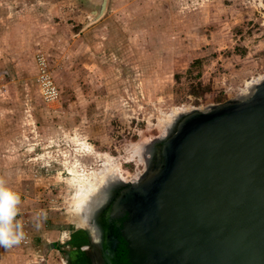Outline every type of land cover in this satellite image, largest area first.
Segmentation results:
<instances>
[{
  "label": "rangeland",
  "instance_id": "rangeland-1",
  "mask_svg": "<svg viewBox=\"0 0 264 264\" xmlns=\"http://www.w3.org/2000/svg\"><path fill=\"white\" fill-rule=\"evenodd\" d=\"M92 20L74 0H0V185L20 197L0 264H96L80 181L107 157L125 181L142 176L173 110L234 100L264 72V0H108Z\"/></svg>",
  "mask_w": 264,
  "mask_h": 264
},
{
  "label": "water",
  "instance_id": "water-1",
  "mask_svg": "<svg viewBox=\"0 0 264 264\" xmlns=\"http://www.w3.org/2000/svg\"><path fill=\"white\" fill-rule=\"evenodd\" d=\"M74 1L91 22L108 3ZM152 148L136 182L105 193L112 215L128 214V263L264 264V81L243 100L181 114Z\"/></svg>",
  "mask_w": 264,
  "mask_h": 264
},
{
  "label": "bare ground",
  "instance_id": "bare-ground-1",
  "mask_svg": "<svg viewBox=\"0 0 264 264\" xmlns=\"http://www.w3.org/2000/svg\"><path fill=\"white\" fill-rule=\"evenodd\" d=\"M263 81L264 72L246 82L244 88L235 99H245L252 93L253 89ZM187 112L190 111L178 109L173 110L167 118L165 130L168 131L170 127L174 125L178 117ZM85 148H88V150L91 149L88 145H86ZM92 154L94 155L96 152L93 150ZM107 158L105 160L106 163L104 165V169H102L99 173L95 172L91 177L80 181L74 203L76 207L74 211L75 221L76 225L79 227L91 226V221H93L91 218L98 212L99 208L108 201L105 194L107 189L116 184H129L136 182L141 177L137 176L132 181H125L121 176H119L117 168L113 166L112 160Z\"/></svg>",
  "mask_w": 264,
  "mask_h": 264
},
{
  "label": "flooded vegetation",
  "instance_id": "flooded-vegetation-1",
  "mask_svg": "<svg viewBox=\"0 0 264 264\" xmlns=\"http://www.w3.org/2000/svg\"><path fill=\"white\" fill-rule=\"evenodd\" d=\"M108 205L106 202L96 213V227H94V221H91L95 237L93 243L97 255L92 243L82 250L90 251L93 263L96 264H129L126 243L122 236L124 224L128 221V214L114 216Z\"/></svg>",
  "mask_w": 264,
  "mask_h": 264
},
{
  "label": "clouds",
  "instance_id": "clouds-1",
  "mask_svg": "<svg viewBox=\"0 0 264 264\" xmlns=\"http://www.w3.org/2000/svg\"><path fill=\"white\" fill-rule=\"evenodd\" d=\"M20 197L10 188L0 185V243H7V237L15 234V222Z\"/></svg>",
  "mask_w": 264,
  "mask_h": 264
},
{
  "label": "built area",
  "instance_id": "built-area-1",
  "mask_svg": "<svg viewBox=\"0 0 264 264\" xmlns=\"http://www.w3.org/2000/svg\"><path fill=\"white\" fill-rule=\"evenodd\" d=\"M37 70H38L37 81L39 84L42 99L46 103L55 101L58 98L59 92L54 82L52 81V78L48 70V64L43 56H38L37 58ZM83 145L86 144L84 143ZM17 209L18 211L15 217V221L20 219L19 204L17 205ZM6 239L8 244L15 242L11 236L7 237Z\"/></svg>",
  "mask_w": 264,
  "mask_h": 264
}]
</instances>
